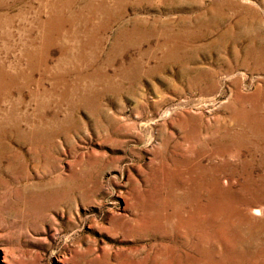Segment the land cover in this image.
Here are the masks:
<instances>
[{"label":"rangeland","instance_id":"374dc122","mask_svg":"<svg viewBox=\"0 0 264 264\" xmlns=\"http://www.w3.org/2000/svg\"><path fill=\"white\" fill-rule=\"evenodd\" d=\"M0 73V264H264V0H0Z\"/></svg>","mask_w":264,"mask_h":264},{"label":"bare ground","instance_id":"6f19581e","mask_svg":"<svg viewBox=\"0 0 264 264\" xmlns=\"http://www.w3.org/2000/svg\"><path fill=\"white\" fill-rule=\"evenodd\" d=\"M109 2V1H108ZM96 6V5H95ZM102 6V5H101ZM96 8V7H95ZM103 8V7H102ZM119 9V8H118ZM103 10V9H102ZM109 10V9H108ZM104 11H105V9H104ZM103 13V12H102ZM111 13H114V12H111ZM3 76V74L2 73H0V77H2ZM8 77V76H7ZM7 82V81H6ZM4 86V84H3V82H1V86ZM2 86V87H3ZM7 87H9V86H7ZM7 90V89H6ZM1 92V91H0ZM3 92V91H2ZM4 93V92H3ZM6 93V92H5ZM263 98V97H262ZM255 108V107H254ZM262 109V108H261ZM254 110V109H253ZM258 110V109H257ZM250 111H252V110H250ZM254 111H256V110H254ZM262 112H264V111H262ZM242 113V112H241ZM249 113V112H248ZM247 113V114H248ZM253 113V112H252ZM237 114V113H236ZM257 114V113H256ZM260 114V113H259ZM246 115V114H245ZM262 115V114H261ZM234 116H235V114H234ZM233 116V117H234ZM248 116V115H247ZM256 116H258V115H256ZM252 117V116H251ZM262 117H264V116H262ZM245 118V117H244ZM252 119V118H251ZM261 119V118H260ZM258 120V122L262 125V129L264 128V118H262L261 120ZM242 120V119H241ZM254 121V120H253ZM241 122V121H240ZM256 123V122H255ZM254 123V124H255ZM255 126V125H254ZM251 127H253V125L251 126ZM256 127V126H255ZM259 128V127H258ZM260 129V128H259ZM261 130V129H260ZM195 131V130H194ZM255 131H257V130H255ZM262 131V130H261ZM259 132V131H258ZM245 133V132H244ZM244 133H241L239 136H234V142H238V144H241V145H245L246 144V142H247V140H248V136L247 135H245ZM253 133V132H252ZM193 135V134H192ZM259 135V134H258ZM262 135V134H261ZM263 142V141H262ZM226 146V145H225ZM196 147V146H195ZM218 151V150H217ZM209 152V151H208ZM217 153V152H216ZM264 153V152H263ZM179 154V153H178ZM215 155V154H214ZM225 155V154H224ZM228 155V154H227ZM262 155V154H261ZM219 156V155H218ZM255 156V155H254ZM221 157V156H220ZM216 158V157H215ZM254 158V157H253ZM264 159V158H263ZM258 160V159H257ZM223 162V161H222ZM263 162V161H262ZM201 163V162H200ZM260 163H261V161H260ZM263 165V164H262ZM220 166V165H219ZM261 165H259V167H260ZM205 168V167H204ZM263 168V167H262ZM235 171V170H234ZM262 175V174H261ZM262 177V176H261ZM198 178V177H197ZM202 178V177H201ZM264 178V177H263ZM251 183V182H250ZM247 184V183H246ZM256 184H258V183H256ZM263 184V183H262ZM255 185V184H254ZM261 185V184H260ZM259 187H261V186H259ZM254 188V187H253ZM195 190V189H194ZM254 190H256V189H254ZM230 192V191H229ZM259 192V191H258ZM264 192V191H263ZM226 193H228V191L226 192ZM256 193H257V190H256ZM260 194V193H259ZM234 195V194H233ZM263 195V194H262ZM229 196V195H228ZM235 197V196H234ZM262 199V198H261ZM231 200V199H230ZM263 200V199H262ZM238 201V200H237ZM244 201V200H243ZM245 202V201H244ZM264 202V201H263ZM224 203V202H223ZM235 203V202H234ZM229 204V203H228ZM236 204V203H235ZM241 206V205H240ZM243 207V206H242ZM245 211V210H244ZM250 212V213H249ZM204 213V212H203ZM243 213H245V212H243ZM247 213H249L250 215H251V213H252V215H253V219H261V218H263V216H264V210L263 209H254L253 211H250V210H248L247 212H246V214ZM251 215V216H252ZM250 217V216H249ZM252 221V220H251ZM262 221H264L263 219H262ZM253 222H254V220H253ZM263 223V222H262ZM198 225V224H197ZM244 225V224H243ZM262 226V225H261ZM200 227V226H199ZM254 227V226H253ZM255 227H257V226H255ZM260 228V227H259ZM243 230V229H242ZM246 230V229H245ZM234 233V232H233ZM242 236V235H241ZM219 238V237H218ZM229 240V239H228ZM262 246V245H261ZM263 249H264V247H263ZM209 257V256H208ZM229 258V257H228Z\"/></svg>","mask_w":264,"mask_h":264}]
</instances>
